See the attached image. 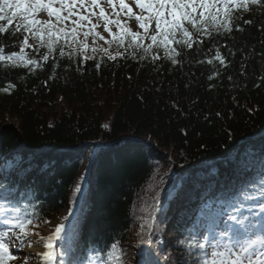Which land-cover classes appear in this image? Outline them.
Instances as JSON below:
<instances>
[{
	"label": "trees",
	"instance_id": "1",
	"mask_svg": "<svg viewBox=\"0 0 264 264\" xmlns=\"http://www.w3.org/2000/svg\"><path fill=\"white\" fill-rule=\"evenodd\" d=\"M169 1L150 36L101 46L40 28L38 0H0V217L38 232L74 209L59 264H225L203 228L264 197V136L233 155L247 177L176 176L160 153L182 173L264 127V0Z\"/></svg>",
	"mask_w": 264,
	"mask_h": 264
},
{
	"label": "rangeland",
	"instance_id": "2",
	"mask_svg": "<svg viewBox=\"0 0 264 264\" xmlns=\"http://www.w3.org/2000/svg\"><path fill=\"white\" fill-rule=\"evenodd\" d=\"M195 1L192 0V2ZM217 1L219 4L230 2V0ZM161 10H165L163 13L168 17H176L174 9L169 6L153 7L151 0H41V2L38 0L34 18L36 25L40 28L74 36L76 40L85 44L94 43L104 46L108 40L120 35L122 29H129L132 33H142L146 37L150 36L154 27L147 23L149 19L142 16L149 14L147 15L149 18H155ZM125 22H127L126 27L123 26ZM7 122L11 125L16 124L14 118H8ZM58 149L52 145L34 149L33 152L51 151L50 155H54L52 153L60 151ZM160 153L168 157L173 165V173L179 176L181 172L177 169L172 153L170 151H161ZM193 167L194 165L186 168L183 175L187 177L194 170ZM35 171L38 176H41L38 167H34L32 173ZM178 187L176 188L175 183L172 182L168 186L167 192L178 196L179 190H183L185 186H181L180 189ZM259 203L262 205L256 209L236 212L234 218L222 213L215 220L216 223L213 227L209 230L203 228L201 236L209 238V250L212 254H220L223 262L228 264H264V200ZM166 209L167 207H165ZM154 213L156 211L152 213V217H154ZM66 216L67 211L63 210L61 217L50 222L48 227L41 228L38 233L31 232L29 234L7 228L0 221V264H33L35 256L27 249L33 245L34 239L44 236V230L58 231L65 228L63 223ZM145 219L143 216L139 219L141 226L138 225L140 228L137 233L140 229L141 231L138 234L144 232L141 227ZM239 225L246 228V235L241 234L238 230L237 226ZM224 254H229V256Z\"/></svg>",
	"mask_w": 264,
	"mask_h": 264
},
{
	"label": "bare ground",
	"instance_id": "3",
	"mask_svg": "<svg viewBox=\"0 0 264 264\" xmlns=\"http://www.w3.org/2000/svg\"><path fill=\"white\" fill-rule=\"evenodd\" d=\"M261 136H264V127L259 131V133L251 136H246L245 138H251V137L259 138ZM234 148L235 146L232 148V150ZM229 153L226 154L225 156H218L214 158L201 160L197 163V165L200 167H204L207 165H210L209 167L215 166L218 171L227 172L228 173L227 176H229L231 172L233 173L240 172L243 174L242 177H247L246 175L248 174V172H251L252 170H249L248 172L241 171L242 169H239L237 166H235L236 162L233 161L234 152L231 154V156L229 155ZM255 172L258 173L259 171L257 170ZM56 233L57 231L54 229L44 230V236H39L36 239H34L33 245L27 249L28 252H30L35 256V261L33 264H54L53 261L54 252L52 246L54 239L56 237Z\"/></svg>",
	"mask_w": 264,
	"mask_h": 264
},
{
	"label": "water",
	"instance_id": "4",
	"mask_svg": "<svg viewBox=\"0 0 264 264\" xmlns=\"http://www.w3.org/2000/svg\"><path fill=\"white\" fill-rule=\"evenodd\" d=\"M95 146H98L97 143H93ZM238 147V144L235 145V148L229 153V155L231 156V154L236 150V148ZM198 166V165H197ZM177 175V174H176Z\"/></svg>",
	"mask_w": 264,
	"mask_h": 264
}]
</instances>
